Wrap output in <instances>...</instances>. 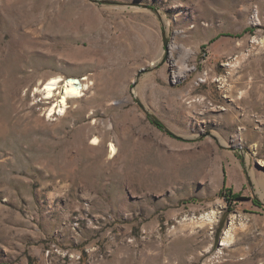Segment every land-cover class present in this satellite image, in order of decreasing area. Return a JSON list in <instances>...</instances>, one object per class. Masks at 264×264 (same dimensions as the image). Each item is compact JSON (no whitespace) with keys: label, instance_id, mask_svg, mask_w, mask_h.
<instances>
[{"label":"rangeland","instance_id":"374dc122","mask_svg":"<svg viewBox=\"0 0 264 264\" xmlns=\"http://www.w3.org/2000/svg\"><path fill=\"white\" fill-rule=\"evenodd\" d=\"M250 170L264 0H0V264H264Z\"/></svg>","mask_w":264,"mask_h":264},{"label":"bare ground","instance_id":"6f19581e","mask_svg":"<svg viewBox=\"0 0 264 264\" xmlns=\"http://www.w3.org/2000/svg\"><path fill=\"white\" fill-rule=\"evenodd\" d=\"M176 48H179V47L178 46L172 47V49H176ZM181 76H183V75H182V72L180 71L175 77H181ZM59 83H63V87H62L63 91L61 94V98H60V101L58 102V105L56 107L54 106V108H51L48 116H50L52 113H54V114L55 113L56 114L63 113L65 106H66V101L68 99L81 97L82 87L85 88V86L82 84V81L79 82L73 78H68V79L55 78V79H52L51 81H49L48 83H46V85L42 89V91L45 94L46 99L51 98L53 96V92ZM56 108H57V111L55 110ZM109 147H110L109 153L113 154L114 153L113 146L110 144ZM229 233H230V230H227L224 233V242L222 243L223 246H225V243H226L225 239L227 238Z\"/></svg>","mask_w":264,"mask_h":264},{"label":"crops","instance_id":"0c3cea01","mask_svg":"<svg viewBox=\"0 0 264 264\" xmlns=\"http://www.w3.org/2000/svg\"><path fill=\"white\" fill-rule=\"evenodd\" d=\"M248 175L250 176V180H251V183L250 185H254L255 187V190L256 192L261 195L262 197H264V183H262V181H264V173L262 172H257V171H252L250 170V172L248 173ZM242 178V181H241V190L242 188L245 186V184L247 183V180H245V177L244 176H241L238 172V168L235 167V171L231 174V176H229V178L227 177V184H231V182L233 180H241ZM240 202L242 203H251V200H241Z\"/></svg>","mask_w":264,"mask_h":264},{"label":"trees","instance_id":"16d2710c","mask_svg":"<svg viewBox=\"0 0 264 264\" xmlns=\"http://www.w3.org/2000/svg\"><path fill=\"white\" fill-rule=\"evenodd\" d=\"M155 125H157V126L161 127V125H160L159 123H155Z\"/></svg>","mask_w":264,"mask_h":264}]
</instances>
